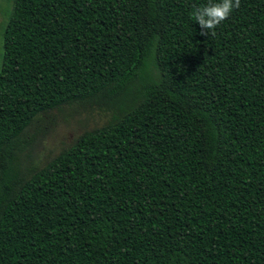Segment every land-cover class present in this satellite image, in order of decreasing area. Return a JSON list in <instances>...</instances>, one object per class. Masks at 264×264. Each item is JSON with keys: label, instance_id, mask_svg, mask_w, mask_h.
I'll list each match as a JSON object with an SVG mask.
<instances>
[{"label": "trees", "instance_id": "trees-1", "mask_svg": "<svg viewBox=\"0 0 264 264\" xmlns=\"http://www.w3.org/2000/svg\"><path fill=\"white\" fill-rule=\"evenodd\" d=\"M208 3L10 0L0 264H264V0L202 35ZM74 104L113 115L37 167Z\"/></svg>", "mask_w": 264, "mask_h": 264}, {"label": "rangeland", "instance_id": "rangeland-1", "mask_svg": "<svg viewBox=\"0 0 264 264\" xmlns=\"http://www.w3.org/2000/svg\"><path fill=\"white\" fill-rule=\"evenodd\" d=\"M10 10V0H0V65L2 56L1 30ZM112 112L97 106L84 107L78 104L40 115L30 134L36 133L32 144V160L41 168L61 151L72 145L85 131L106 124Z\"/></svg>", "mask_w": 264, "mask_h": 264}, {"label": "clouds", "instance_id": "clouds-1", "mask_svg": "<svg viewBox=\"0 0 264 264\" xmlns=\"http://www.w3.org/2000/svg\"><path fill=\"white\" fill-rule=\"evenodd\" d=\"M241 0H217L202 7H197L192 12V18L199 25L202 35L215 34V29L233 12L240 7Z\"/></svg>", "mask_w": 264, "mask_h": 264}]
</instances>
